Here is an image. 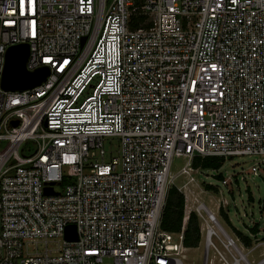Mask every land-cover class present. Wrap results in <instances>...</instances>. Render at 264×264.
Segmentation results:
<instances>
[{"label": "built area", "instance_id": "2783aa9c", "mask_svg": "<svg viewBox=\"0 0 264 264\" xmlns=\"http://www.w3.org/2000/svg\"><path fill=\"white\" fill-rule=\"evenodd\" d=\"M22 43L26 69L48 73L4 90L6 50ZM193 156L264 164V0H0V264H186L189 250L202 264H264L259 226L226 227L228 202L200 199ZM172 186L177 233L160 229Z\"/></svg>", "mask_w": 264, "mask_h": 264}, {"label": "rangeland", "instance_id": "374dc122", "mask_svg": "<svg viewBox=\"0 0 264 264\" xmlns=\"http://www.w3.org/2000/svg\"><path fill=\"white\" fill-rule=\"evenodd\" d=\"M103 146L106 151L103 161L108 163L113 156H116L118 145L112 139L110 141L105 140ZM32 152L33 148L30 143L23 148L24 154ZM261 160L260 157L253 156H233L224 158V162L218 170L198 169L189 173L198 184L197 192L203 202L207 203L209 196L215 199V203H218L219 199L228 202V205H226L228 219L221 220L226 227H235L246 232L247 227L258 224L260 229L258 238H264V164L261 163ZM185 162L186 158L182 156L173 157L171 160L170 175L173 177L175 185H180L187 179L183 175H178L180 167ZM252 165L258 166L256 174L250 171ZM219 174L223 178H227L229 183L222 185L221 179L217 177ZM63 184L56 186V188L60 190ZM205 184L213 185V192L208 191L205 193L204 190H207ZM214 190L220 191L221 194L216 193ZM172 241H177L175 235ZM58 243L56 239H48L46 246L53 248ZM43 248V244H38L39 250L42 251ZM213 252L215 254V250L211 249L210 254H213ZM183 262L186 264H202L201 250H189ZM99 264H113V261L109 257H104Z\"/></svg>", "mask_w": 264, "mask_h": 264}, {"label": "trees", "instance_id": "16d2710c", "mask_svg": "<svg viewBox=\"0 0 264 264\" xmlns=\"http://www.w3.org/2000/svg\"><path fill=\"white\" fill-rule=\"evenodd\" d=\"M224 162L223 157L216 156H193L191 165L198 169H214L218 170ZM223 180L222 175H217ZM63 184V183H61ZM207 190L213 189V185L205 184ZM183 209V197L177 191L176 187L172 186L168 189L165 205L161 214L160 229L170 233H177L180 231ZM222 220L228 219L226 213L221 210ZM252 231L258 230V224L251 227ZM198 220L194 213H191L184 230L183 243L186 246H195L198 240Z\"/></svg>", "mask_w": 264, "mask_h": 264}, {"label": "water", "instance_id": "95a60500", "mask_svg": "<svg viewBox=\"0 0 264 264\" xmlns=\"http://www.w3.org/2000/svg\"><path fill=\"white\" fill-rule=\"evenodd\" d=\"M28 56L26 43L9 47L5 53V61L2 71L1 87L4 90H23L38 85L47 75L45 67L28 71L25 63ZM16 123V122H14ZM45 194H53L52 187H45ZM64 237L68 241L77 239L76 229L73 224L65 227Z\"/></svg>", "mask_w": 264, "mask_h": 264}]
</instances>
